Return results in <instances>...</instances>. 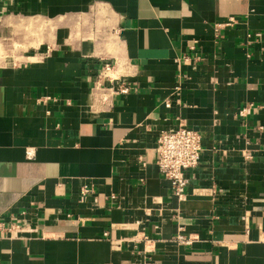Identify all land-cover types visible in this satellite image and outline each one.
Instances as JSON below:
<instances>
[{"label":"crops","instance_id":"1","mask_svg":"<svg viewBox=\"0 0 264 264\" xmlns=\"http://www.w3.org/2000/svg\"><path fill=\"white\" fill-rule=\"evenodd\" d=\"M0 45V264H264V0H0Z\"/></svg>","mask_w":264,"mask_h":264},{"label":"built area","instance_id":"2","mask_svg":"<svg viewBox=\"0 0 264 264\" xmlns=\"http://www.w3.org/2000/svg\"><path fill=\"white\" fill-rule=\"evenodd\" d=\"M234 23L233 17H229L226 23L218 24L231 25ZM113 65L109 61H104L96 74L98 79L111 76ZM121 92H126L127 88H121ZM168 105V104H166ZM249 108H244L240 113L248 112ZM262 132L263 128L260 127ZM157 152V166L160 173L169 180L174 197L178 200H183L186 196L189 177L187 172L198 166L202 145L201 135L197 130H194L182 122H178L175 127L161 130L155 146ZM31 154L27 152V156ZM90 191L88 187L81 189L82 194ZM0 230L4 231L9 237H15L23 229L16 223H0ZM106 234V233H104ZM264 240V232L262 233ZM175 241L182 244L190 243V237H185L181 234L175 236ZM112 247L117 245L116 241H111Z\"/></svg>","mask_w":264,"mask_h":264},{"label":"rangeland","instance_id":"3","mask_svg":"<svg viewBox=\"0 0 264 264\" xmlns=\"http://www.w3.org/2000/svg\"><path fill=\"white\" fill-rule=\"evenodd\" d=\"M16 44H14V46H15ZM11 49V48H10ZM0 50H2L3 51V55H4V57H6L7 55H8V51H4V49L1 47V45H0ZM0 55H2V53L0 54ZM2 59H4V58H2Z\"/></svg>","mask_w":264,"mask_h":264}]
</instances>
